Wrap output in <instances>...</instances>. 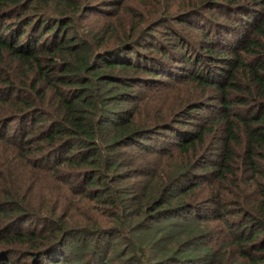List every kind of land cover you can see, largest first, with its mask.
<instances>
[{"label": "trees", "instance_id": "1", "mask_svg": "<svg viewBox=\"0 0 264 264\" xmlns=\"http://www.w3.org/2000/svg\"><path fill=\"white\" fill-rule=\"evenodd\" d=\"M0 264H264V0H0Z\"/></svg>", "mask_w": 264, "mask_h": 264}]
</instances>
